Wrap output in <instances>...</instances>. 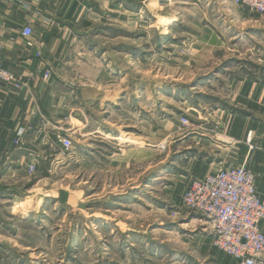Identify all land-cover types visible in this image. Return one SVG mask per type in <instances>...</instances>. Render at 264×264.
I'll list each match as a JSON object with an SVG mask.
<instances>
[{
    "label": "crops",
    "instance_id": "crops-1",
    "mask_svg": "<svg viewBox=\"0 0 264 264\" xmlns=\"http://www.w3.org/2000/svg\"><path fill=\"white\" fill-rule=\"evenodd\" d=\"M123 4V0H0V68L28 85L27 90L14 92L10 87L0 84V243L3 240L5 244L17 243L19 239L18 233L11 231L10 226L7 228L4 222L14 218L23 219L14 214V207L24 205L22 202L16 203L23 182H28L30 176L27 174L30 154L39 156L33 173L38 182L52 157L41 150L45 143L41 138L39 115L50 124H58L67 115L72 119L73 113L76 118L79 111L76 102L78 98L83 101L86 155L92 161L95 160L93 162L100 160L119 163L126 155L140 153L145 156L143 161H148L149 166L152 156L153 173H149L144 180V187L149 188L151 182L156 180V151L153 149L162 143V140H157L158 112L165 109L168 112L166 117L174 113L173 105L166 103V100L179 101L182 110L186 111L196 106L203 120H212L219 128H214V133H210L204 129L199 130V127L180 131L178 121V127L167 125L163 141L170 146L175 145L170 153L173 167L169 176L181 180L178 190L174 191V200L181 203L192 180L201 179L221 168L244 164L255 175L256 191L264 203V75H249L238 70L233 75L227 74V102L224 107H215L211 111L193 105L194 100L188 103L186 98L190 99L191 95L197 94L191 92L194 86L189 87L191 93L187 92L188 88L184 90L187 93L184 97L175 91L177 88L161 86L150 77H127L124 72L125 62H135L137 55L127 57L124 47H90L95 26L121 23L120 19L125 14ZM233 16L232 19L240 24V28L228 24V35L232 41H236L234 46L237 49H249L254 61L264 71V17L251 13L246 7ZM25 27L32 29V48L23 45L21 32ZM255 38L262 43H258ZM39 50L41 57L36 58L35 53ZM214 50L215 47H193L190 50L191 57H182L181 76L186 77L191 73V78L187 77L182 84H193L194 79L203 77L198 73L203 72L206 64L214 57ZM137 62L143 65L146 61L144 58ZM98 64L100 68L94 70ZM82 66L86 84L77 93L72 81L76 73H81ZM193 68H196V72ZM209 81L206 80V84ZM159 96L164 100L158 99ZM208 99V103L216 100L213 97ZM208 112L210 114H205ZM203 125L210 127L207 123ZM15 141L19 144L15 145ZM105 149H111L112 152H106ZM132 161L135 159H129V162ZM36 191L42 193L43 203L36 209L31 207L25 211L26 217L32 214L35 218L40 210L44 213L46 201L53 202V208L58 205L55 202L57 191ZM115 194L117 198L105 205L103 210L106 217L71 223L74 229L73 249L76 253L79 243L75 235L77 229L82 227L81 224L93 232L98 228L110 229L111 234L116 231L114 237L111 234L99 238L94 234L90 238L84 237L85 243L90 240L92 245H102L99 253H96L99 254L96 258L99 264H113V251L121 255L117 259L129 258L133 263L138 259L135 257V249L141 238L129 228L127 235H124L125 225L121 226L120 221L112 217L113 213L123 211L125 207L124 192L117 191ZM188 222L194 229L187 240L192 256H182L181 264H240L213 246L210 229L198 215L192 214ZM259 228L264 235V221ZM52 239L50 237V242ZM125 240L131 248V253L127 251L129 257H125L122 248ZM93 249L87 246L84 253L90 256ZM20 251L26 255L23 264H47V255L43 252L34 253L29 247H22Z\"/></svg>",
    "mask_w": 264,
    "mask_h": 264
},
{
    "label": "rangeland",
    "instance_id": "rangeland-1",
    "mask_svg": "<svg viewBox=\"0 0 264 264\" xmlns=\"http://www.w3.org/2000/svg\"><path fill=\"white\" fill-rule=\"evenodd\" d=\"M151 1L155 3L149 0L146 2L123 0L125 14L120 19L121 23H108L109 26L107 23L99 24L95 26L91 39L89 38L92 42L90 47H124L127 57L128 55L138 56L133 63L126 60L124 72L127 77L138 75L150 77L161 86L171 85L177 88L175 91L184 97L187 94L184 90L187 91L188 88L187 92L197 93L191 95L190 99L186 98L188 103L194 100L193 105H200L205 107V110L211 111L215 107H224V103L227 102L228 75L237 73V70L249 75H264L262 68L249 53V49H237L234 46L236 41H232L228 35V24L240 28L239 22L232 17L242 11L243 6L236 5L234 0H224V2L222 0L207 2L206 0L201 3H196V0ZM168 18L170 20H167ZM216 34L219 37H216ZM255 40L260 42L256 38ZM193 47H215L214 57L206 64L203 72L199 71L198 74L203 77L194 79L193 84L190 82L182 84L184 79L191 78V73L186 77L181 76L183 75L181 59L191 57L190 50ZM142 56L146 61L143 65L137 62L139 59L140 61L144 59ZM95 67L94 70H98L100 65ZM80 71L81 73H76L72 81V86L77 93L86 84L83 66ZM193 71L196 72V68H193ZM206 80H210L208 84ZM191 86L195 89L190 92ZM211 97L216 100L208 103L207 101L210 100L208 98ZM159 98L164 100L160 96ZM76 102L79 106V111L76 113L78 115L74 118L75 113L72 114V119L76 121L67 115L58 124H51L58 127L59 133L70 138L72 149L69 152H63L59 148L49 151L46 144L44 147L46 149H41L52 157L48 161L47 170L41 174L42 179L39 182L34 179V174H31L28 182L22 184L16 204L22 202L26 208L14 210V214L25 220L18 218L5 220L7 228L11 227V231L15 230L19 239L15 240L17 243L5 244L4 240L0 243V264H23L26 255L21 253L22 247H29L35 251L34 253L43 252L47 255L45 259L47 264H99L100 261L96 259L99 254L96 253H99L102 245H92L90 240L89 243H85V238H90L92 234L98 238L110 235V229L98 228L93 232L81 224L82 227L77 229L75 235L79 243L76 253L73 249L74 229L71 223L84 222L87 219L100 220L102 216L106 217V213L103 212L105 205L111 204L117 198L115 194L117 191L124 192L125 207L123 211L113 213L112 217L115 220L118 219L121 226L125 225L124 235H127V228H129L141 238L140 243L136 244L135 257L138 259H135L134 263L181 264L182 256H192L191 246L187 244L194 230L188 222L192 214L182 208L179 201L174 200V191L178 190L181 182L169 176L173 167L170 153L172 149H175V145L170 146L163 140L167 125L176 127V121L179 122L181 117L188 120V128L199 127V130L204 129L210 133L211 131L214 133L216 124L212 120H203L202 113L196 106L195 108L191 106L192 110L186 111L182 110L179 101L166 100V103L173 105L174 113L166 117L168 112L165 109L158 112L157 140L158 142L162 140V143L159 145L157 142V148L153 149L156 151V180L151 182L149 188L144 187V180L148 178L149 173H153L152 156L149 166L148 161H143L145 156L140 153L134 156L126 155L119 163L100 160L93 162L95 160L92 161L86 155L83 101L78 98ZM203 123H207L210 127L202 126ZM178 129L184 130L181 126ZM47 136L52 139L53 132H48ZM105 151L112 152L111 149H105ZM147 157L148 155L146 159ZM131 158L135 161L129 162ZM36 190L57 191L58 197L55 202L58 205L53 208V202L46 201L44 213L40 210V214L35 218L32 214L26 217L25 213L31 207L36 209L43 203L42 193ZM93 193L94 196H88ZM115 234L116 231L111 236L114 237ZM50 237L54 238L51 242ZM127 243L126 241L122 245L125 257H129L127 251L131 253ZM87 246L94 248L90 256L84 253ZM113 255V264H134L129 258L117 259L121 255H116V251H113Z\"/></svg>",
    "mask_w": 264,
    "mask_h": 264
},
{
    "label": "built area",
    "instance_id": "built-area-1",
    "mask_svg": "<svg viewBox=\"0 0 264 264\" xmlns=\"http://www.w3.org/2000/svg\"><path fill=\"white\" fill-rule=\"evenodd\" d=\"M234 3L246 7L253 14L264 16V0H234ZM32 34L30 27L22 30L24 47L34 46ZM35 57H41L40 50ZM0 84L14 92L28 89L25 82L2 68ZM39 116L41 138L49 151L59 148L69 152L72 149L70 138L59 133L58 127L52 126L42 115ZM179 124L183 129L189 127L184 117L180 118ZM214 128H219V125ZM50 131L54 135L52 139L47 136ZM14 144L19 143L15 141ZM38 160V155L30 154L28 175L34 173ZM255 182V175L244 164L221 168L201 179L192 180L180 203L187 212L204 221L212 234L213 246L240 264H264V235L259 228L264 221V203L258 196Z\"/></svg>",
    "mask_w": 264,
    "mask_h": 264
},
{
    "label": "bare ground",
    "instance_id": "bare-ground-1",
    "mask_svg": "<svg viewBox=\"0 0 264 264\" xmlns=\"http://www.w3.org/2000/svg\"><path fill=\"white\" fill-rule=\"evenodd\" d=\"M25 208H26V206H24V205H17L14 207V210H24Z\"/></svg>",
    "mask_w": 264,
    "mask_h": 264
}]
</instances>
